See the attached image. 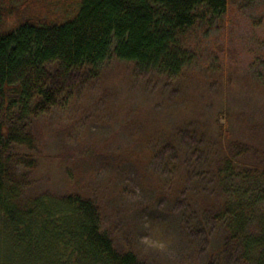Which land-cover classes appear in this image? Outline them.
<instances>
[{"label": "rangeland", "instance_id": "rangeland-1", "mask_svg": "<svg viewBox=\"0 0 264 264\" xmlns=\"http://www.w3.org/2000/svg\"><path fill=\"white\" fill-rule=\"evenodd\" d=\"M260 10L241 2L214 33L218 54L177 77L115 58L98 73L48 65L60 104L28 122L33 147L10 146L17 203L92 199L117 249L147 264H247L222 220L218 169L225 157L264 168ZM17 261L0 234V264Z\"/></svg>", "mask_w": 264, "mask_h": 264}, {"label": "trees", "instance_id": "trees-1", "mask_svg": "<svg viewBox=\"0 0 264 264\" xmlns=\"http://www.w3.org/2000/svg\"><path fill=\"white\" fill-rule=\"evenodd\" d=\"M241 2L261 9L264 25V0H0V234L17 262L147 264L117 249L92 199L71 193L17 203L10 146L33 147L28 122L57 107L62 95L47 66L98 73L115 58L177 77L218 52L214 33L230 24ZM218 173L225 227L247 264H264V168L225 157Z\"/></svg>", "mask_w": 264, "mask_h": 264}]
</instances>
